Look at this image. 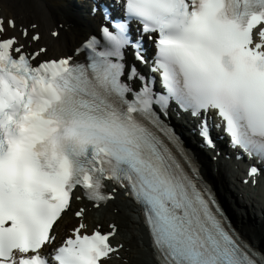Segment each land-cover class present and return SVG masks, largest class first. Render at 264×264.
<instances>
[{"label": "snow or ice", "instance_id": "6c2138e0", "mask_svg": "<svg viewBox=\"0 0 264 264\" xmlns=\"http://www.w3.org/2000/svg\"><path fill=\"white\" fill-rule=\"evenodd\" d=\"M101 8L98 28L71 40L63 24L42 29L27 2L0 16V264L123 260L119 225L86 222L117 192L137 206L154 264H264V248L232 228L163 119L170 109L203 117L212 147L207 120L217 117L237 158L250 161L242 183L255 186L264 0H120L118 11L89 12ZM69 212L76 223L57 244Z\"/></svg>", "mask_w": 264, "mask_h": 264}, {"label": "bare ground", "instance_id": "6f19581e", "mask_svg": "<svg viewBox=\"0 0 264 264\" xmlns=\"http://www.w3.org/2000/svg\"><path fill=\"white\" fill-rule=\"evenodd\" d=\"M28 3L30 15L38 19L42 29H47L52 23L62 21L68 24L66 33L71 40L83 38L94 32L101 21V16L90 13L81 14L80 10L71 3L70 0H0V15L7 16L13 12H19L22 5ZM85 7H89L85 5ZM57 51H60L57 49ZM170 121L175 122L177 131L183 135V139L190 146L192 153L200 162V173L215 190L218 199L229 210L234 218L233 223L240 235L254 247L264 248V194H253L246 185L240 183L241 176L238 171L232 168L234 157H230V163L223 152L216 161L212 157L216 156L215 149L201 147V140L193 131L189 114H181L175 119V110L171 109ZM170 112V111H169ZM183 121L187 127L183 125ZM226 140H220L218 147H226ZM227 160H226V159ZM243 168V164H240ZM111 187H109L110 190ZM260 189L259 191H261ZM254 191V190H253ZM258 192V191H257ZM87 202H73V209L85 206ZM89 208L90 205H87ZM113 208L119 209L118 213ZM100 220L107 224L115 221L120 227L118 240H124L125 247L129 251L124 255L123 260L114 258L112 264H154L152 249L149 246L148 235L144 229L142 219L138 214L137 206L126 199L122 192H117L116 199L107 207H102L99 212L90 210L86 222L91 228L93 221ZM76 220L69 212L57 226V237L66 235V227Z\"/></svg>", "mask_w": 264, "mask_h": 264}, {"label": "rangeland", "instance_id": "374dc122", "mask_svg": "<svg viewBox=\"0 0 264 264\" xmlns=\"http://www.w3.org/2000/svg\"><path fill=\"white\" fill-rule=\"evenodd\" d=\"M260 194H264V191L263 192L261 191ZM74 224H75V222H72L71 225H69V227L73 226Z\"/></svg>", "mask_w": 264, "mask_h": 264}]
</instances>
